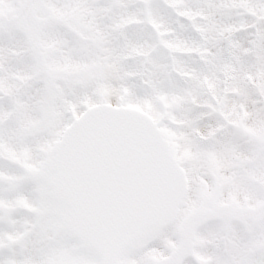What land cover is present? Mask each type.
I'll return each instance as SVG.
<instances>
[{
  "label": "snow or ice",
  "instance_id": "6c2138e0",
  "mask_svg": "<svg viewBox=\"0 0 264 264\" xmlns=\"http://www.w3.org/2000/svg\"><path fill=\"white\" fill-rule=\"evenodd\" d=\"M162 4L0 0V264H264V0Z\"/></svg>",
  "mask_w": 264,
  "mask_h": 264
},
{
  "label": "rangeland",
  "instance_id": "374dc122",
  "mask_svg": "<svg viewBox=\"0 0 264 264\" xmlns=\"http://www.w3.org/2000/svg\"><path fill=\"white\" fill-rule=\"evenodd\" d=\"M158 3H159V6L161 8L162 14H164L167 17L169 15V10L166 8V6H164L162 4V0H158ZM192 3H193V6H195L196 3H197V0H192ZM172 19H175V18L172 17ZM236 19H239V17H236ZM130 35H134V33H130ZM237 35H238V37H240L242 42H245V43L247 42V40H249L251 38L247 31H244V33L241 32V33H239ZM251 106L252 105L250 104V107ZM208 122L209 121H205V123H208Z\"/></svg>",
  "mask_w": 264,
  "mask_h": 264
}]
</instances>
